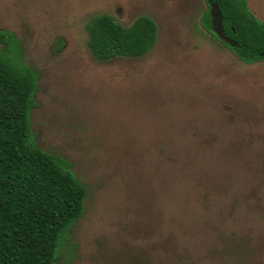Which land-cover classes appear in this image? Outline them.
<instances>
[{
    "label": "rangeland",
    "instance_id": "rangeland-1",
    "mask_svg": "<svg viewBox=\"0 0 264 264\" xmlns=\"http://www.w3.org/2000/svg\"><path fill=\"white\" fill-rule=\"evenodd\" d=\"M264 22V0H247ZM205 0H0L38 75L31 130L71 164L84 214L56 264H264V62L200 26ZM157 26L141 58L96 60L86 25Z\"/></svg>",
    "mask_w": 264,
    "mask_h": 264
},
{
    "label": "trees",
    "instance_id": "trees-1",
    "mask_svg": "<svg viewBox=\"0 0 264 264\" xmlns=\"http://www.w3.org/2000/svg\"><path fill=\"white\" fill-rule=\"evenodd\" d=\"M205 2L201 28L244 64L264 62V22L247 0ZM86 31L87 47L100 62L144 57L157 40V26L145 16L122 27L100 15ZM37 88L38 75L25 65L15 36L0 30V264H56L84 214L86 190L71 164L35 142L30 115Z\"/></svg>",
    "mask_w": 264,
    "mask_h": 264
}]
</instances>
